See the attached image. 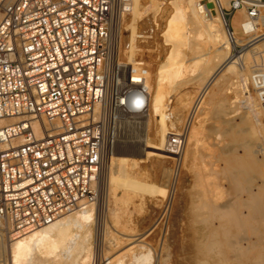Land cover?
Instances as JSON below:
<instances>
[{
	"label": "built area",
	"instance_id": "2783aa9c",
	"mask_svg": "<svg viewBox=\"0 0 264 264\" xmlns=\"http://www.w3.org/2000/svg\"><path fill=\"white\" fill-rule=\"evenodd\" d=\"M130 1L0 0V218L11 234L50 223L83 201L96 203L113 125L147 112L149 66L121 62L114 46ZM239 9L252 27L240 48H251L253 27L264 24V0H231L230 22ZM228 30L233 36L230 23ZM260 100L264 108V94ZM195 112L164 145L174 171Z\"/></svg>",
	"mask_w": 264,
	"mask_h": 264
},
{
	"label": "rangeland",
	"instance_id": "374dc122",
	"mask_svg": "<svg viewBox=\"0 0 264 264\" xmlns=\"http://www.w3.org/2000/svg\"><path fill=\"white\" fill-rule=\"evenodd\" d=\"M142 1L146 5L149 4L145 2L148 0H142ZM203 4L204 3H202V5ZM170 6L171 5L169 4H162V7L160 8L161 9L160 12L157 11L158 13H156L157 16L155 15L154 12L153 13L148 12L149 10L153 11L152 9L146 10L148 13L144 12L143 15H141V18L139 20V33L144 36H149L151 38L138 37V44L141 50L136 52L135 59H137L136 61H139V60L144 61L149 66V78H148L147 85L150 91V104L145 114L135 115V122L139 126V127L137 126L138 128L134 129V128H130L128 125H120V124L113 125L111 129L113 133L112 135L113 136V147L114 146L118 147L119 143L120 145L128 144V143L138 144L140 142L139 137H135V135L142 136V137L147 136L146 132H148V130L153 131L154 123H155L154 126L157 127L158 125L157 121L154 122V120H156L157 118V113H154L152 109L154 108L153 99L155 98L154 96H156L155 95L156 91L158 93L157 95L161 93L160 94L161 97L159 96L158 97L162 99L163 105L165 103H168L164 105L165 107L169 106L168 111H166L167 108L166 110L164 109L163 111L165 115L168 117L169 121L175 122V124L177 125L176 126L177 129L176 127L174 129L178 130L183 125L184 119L186 120V117L190 109H192V107L191 108L189 107V109L186 107H183L182 99L183 98L185 99V97H189L190 95L188 94H191L193 96V102H194V99L198 98L199 93L202 90L201 89L202 87L195 83H196V79L199 77V74H201L200 72H202L201 67H203L204 64L205 65L207 64L206 60H209L208 62L210 63L208 65L211 67L213 66L212 68H214L217 63L216 60H218L219 57H221L219 56L220 52H218L219 53L218 55L216 54L218 51V45L215 44L214 41L212 44V40L209 39L208 34H205V33H204V36L199 35V37L195 33H191L189 35L192 36V40L190 39L191 38L190 36L188 37L187 40L184 41L185 43H179L178 48H180L179 50L181 51L176 49L177 46H175L174 48L173 43H175V40L172 41L173 38H171L172 40H169L170 38L169 39L167 38L166 40V36L162 33L163 27L166 24L165 22L171 11ZM129 13L130 11L125 12L118 24V30H117L116 36L119 39V46H118L117 57L121 62L132 64L133 62L129 60L128 56L126 55V47H127L126 37L128 34V30H126L127 29L126 26L131 21V19H129V17L131 16V15H128ZM152 16L155 19H153ZM229 23L231 24V28L234 29L233 22L229 21ZM183 29H187V27H184ZM117 37H115V40ZM241 37L243 39L242 44H244L248 40V38L245 34H242ZM196 44L197 45L199 44V45L196 46ZM251 44L252 42L250 43V45ZM213 45L214 46L217 45V46H215L213 49ZM172 47L175 49V51H173L174 49ZM251 48L248 47L244 49V47L240 48V45H235L234 47H232L231 50L233 51L234 54H237V56H240V55H243V53H245ZM256 49L262 50L263 48L259 47ZM147 50L150 52H148ZM231 50L229 51V54L232 53ZM170 51L174 52V55L176 52L178 56V58L174 57L176 59H174L173 63H176L178 60H179L178 62L181 63V60L186 56L185 59H183L182 61L186 63L188 67L186 68L187 70L184 69L185 72L182 73V76L181 75L174 76L175 78L173 77V79L169 82V84H166V86L168 85L169 87L168 86L162 87L165 84L162 85V83H160L159 81L160 77H158L157 75V69L160 64L158 62H160V59L165 54H166L165 56H167ZM178 51L182 53L179 54ZM195 51H196V54H195ZM180 55H182V58ZM197 55L201 56V58L197 57ZM199 58L203 60H200ZM172 60L170 62L171 65L173 66L176 65L172 63ZM194 63L196 66L194 65ZM237 63H239V61ZM237 65L239 66V64ZM173 66H171V68ZM174 67L172 68L173 70L175 69ZM197 75L198 77H196ZM176 77L177 78L179 77V78L177 79ZM209 77H210V74L209 76L207 75L206 79L208 80ZM238 78L239 77H236V75L233 72H230L229 70L223 72V74H221L219 78L220 92L218 96L219 99H217L216 101L218 105L216 103H214L212 106H209L208 104L207 105L204 104L203 107L200 109V111H198L199 113H197V116L195 118L196 121H194L193 129L195 131L198 130L196 135L197 136L200 135V137L198 136L199 138L198 139L195 136L194 138H197V140L195 139L197 141L196 145H194V143H192L191 141V143H189L187 146L188 147L187 152L185 151L186 157L181 156L183 158L181 160H183L184 162L183 163L181 162L182 164L180 167L182 169L179 168L176 174V175H179L178 173H180L179 178H178L179 183L177 182V184L173 187V190L170 191V194L168 195V197L167 195L163 197L162 196L158 197L159 195H157L158 193L156 192L155 193L143 192L146 194L143 195L142 193L141 195H143V197H141L140 194L135 192V194L137 193V197L135 194L132 193L133 196L135 195L134 196L135 198L132 197L133 200L131 201L129 199L127 201L128 204L127 202L122 204L124 201L123 202L122 200L119 201L115 197L110 196L107 192V181L109 178L108 174L111 173L110 166H111V161H112V158H111L112 149L110 150L111 152L110 151L108 152V155H107L108 159L106 157V159L108 160L107 161L108 171H105L104 178L101 183V192L99 195V199L95 203L97 216H96V222L93 228V236H92L93 249H92L91 264H93L94 261H97V264H106V262L110 260V257L112 256L111 254L121 252L123 251V249L128 248L131 244H129V242L126 240L127 236L125 235V232L127 231L131 232L132 230L135 232V234L144 233L143 238H145V244L147 243V245L152 249L153 258H155L152 264H166V263L167 264H215V263L216 264H230V263L231 264H264V259L257 260L255 258V255L260 250H263L261 247L263 246V243H264V196H262V192L264 191V164H263L264 161L257 159V158H261L262 160H264V157H263L264 154L261 148V147H264L263 146L264 143L262 142L264 141V132L260 131V133H258L259 131H256L257 128H261L260 126L264 125L263 123L264 115L263 113L261 115H257L256 112L254 111V108L251 107V103L249 99L250 96H248L247 94V97H246L245 95L246 92L243 89V84H242L243 82L239 84L240 79ZM251 80H248L247 88L250 93H252L253 95H256L255 94L256 88L253 85ZM157 83H159L158 86H157ZM176 87L177 88L179 87V88L176 90ZM163 88L167 90L165 94L163 92L164 91ZM213 88L217 89V87H213ZM180 90H182V94L183 92L185 93L183 94L184 96H182L181 94L180 96L178 94ZM168 93H170L171 95H169ZM167 96H170L171 100L169 99V97L167 99ZM260 104H261V100H260ZM174 108L180 110V113L178 115L176 114L178 110L176 111V109ZM262 109L264 112L263 106H262ZM160 110L161 112H163L162 109ZM224 113L226 114V116ZM180 114H182V117L181 119H178ZM198 114H199V117H198ZM128 118L130 119L129 116L125 117V119H128ZM250 119H252V122L253 121L256 122L255 124L256 126L252 125V122H250ZM255 119L258 121V123ZM243 120L246 122L248 121L247 125L245 123H242ZM226 130L228 131L226 132ZM119 134H121L120 137H119ZM242 142L244 143L241 144ZM192 145H194L195 147ZM191 146L193 148H191ZM189 148L194 149L193 150L194 155H192L193 153L192 151L190 152ZM188 152L191 154H189ZM134 153L140 161L139 165L142 163L140 165L141 167H139L138 169L141 171V172L139 171L141 173L139 176L141 177L140 179H142L141 181L147 182L148 184H156L157 186L163 185L165 179L161 177V173L163 169L173 168V164H175L173 160L175 159L159 158L158 156L155 155L154 152L148 149H138V150H135ZM236 157H237V161L234 162V159ZM229 161L232 162L234 171H235V168H238L239 170L241 169L240 171H242L240 172L239 170L238 171L236 170L238 175L241 177L242 185L240 187L237 186L236 183H234L232 175L230 177L229 174L225 172L226 171L225 167ZM242 169L245 170L244 171L245 174L247 172L246 175L248 174L249 175L246 176L243 173ZM234 171L232 174L236 172ZM173 172L175 173V171ZM197 173L199 176L196 175ZM198 177L199 178L201 177L202 180L199 179ZM247 177H251L253 181H251L252 180L251 178H249L250 180L247 179ZM204 178L205 180H203ZM231 187L234 189H232ZM237 187L238 189H236ZM168 188L170 189L172 187L168 186ZM249 189L250 191H252V193L253 191L254 192L257 191V193L259 194L260 200L259 199L254 200L252 197V193L248 191ZM118 195L119 196L122 195L121 189L118 190ZM169 198L171 199V208L169 207V209L165 211L164 205L166 204ZM243 199H246L249 202L250 200L252 201L254 200L257 205L255 204V202L254 203L252 201L251 202L258 209L259 212L256 215V217L254 216L252 219L249 218L250 219L249 221L248 219H246L247 221L245 222V225H243L244 229L241 228L242 226H240V229H238L239 227L236 228V233L238 236L237 235L227 236L226 233L227 231L230 230L229 224L231 221L229 220L227 214H229V211H231V209L234 208L237 202H238L237 204L238 206L240 202H242L241 200ZM233 202L234 204H232ZM116 203L118 206L120 205L118 208H117ZM242 203L243 205L241 206L239 205V208H238L241 216L246 217L248 215L253 214V211L251 210L252 204L250 205L248 204L249 205L248 206L247 203H245V201ZM124 205L125 207H128V208L126 209L125 207H122ZM135 205L136 206L138 205L140 207L137 208ZM228 205L230 206L229 211L228 209L226 210L225 208ZM120 207L123 209L125 208V210L127 211L125 210L123 211ZM261 208L263 209V211ZM110 211L111 212L117 211V213L119 212V214L122 215L121 218H119V221H120L118 222L119 225L117 224L116 226L117 222L116 223L114 222V219L111 215L112 213ZM132 211L135 214L131 213ZM128 213H131V215H133L131 216L133 219L129 217L130 214ZM130 220L132 222L135 220L133 222L134 225L131 223ZM123 221L124 223H126L125 225L123 224ZM128 222L131 224H129ZM105 223H107V226H105L106 225ZM127 223L130 227L127 225ZM120 225H122L121 226L122 228L120 227ZM123 226L126 229L128 228V230H125ZM129 228L131 229L129 230ZM251 228L252 229L254 228V230H252ZM135 229L137 232L135 231ZM106 230H107V236L104 235V231L106 232ZM0 233H2L0 234V236L2 237V238L0 237V243H1L0 253L3 254V255L0 254V264H7L9 262L8 261L9 258H8L6 251L5 252L3 251L4 250L3 243L5 242V245L7 243V241H3V240L7 239V235H6V231L4 232L0 231ZM4 233L5 235L3 236ZM114 235L118 237L119 239L118 244H115V242L113 241L115 237ZM239 237L242 240H240ZM229 238L231 242L229 241ZM247 240H250L251 244L252 243L255 244L256 246L255 251L254 249L248 250L244 247L243 244ZM152 247L155 248V251ZM240 251L243 253H241ZM225 253L226 255L224 256ZM4 255H6V257Z\"/></svg>",
	"mask_w": 264,
	"mask_h": 264
},
{
	"label": "bare ground",
	"instance_id": "6f19581e",
	"mask_svg": "<svg viewBox=\"0 0 264 264\" xmlns=\"http://www.w3.org/2000/svg\"><path fill=\"white\" fill-rule=\"evenodd\" d=\"M145 2H147L149 4L148 5L144 4L142 0H131L128 7H127V10L130 11V13L128 15H131L129 17V19H131V21L126 26V28H127L126 30H128V34L126 37V46H127L126 47V55L128 56V59L131 60L133 63L137 62L136 61L137 59H135L136 58L135 57L136 52L141 50V48H139V44H138V37L151 38L149 36H144V35L139 33V20L141 18V15H143V13L147 12L146 10H149V9H152L153 11L149 10L148 12H151V13L154 12L156 15V13L160 12V10H161L160 8L162 7V4L171 5L170 6L171 11H170V14H169L166 22H165L166 24L163 27L162 33L166 36V40H167V38L168 39L170 38L169 40H172L171 38H173L172 41L175 40V43L172 42L174 48H175V46H177L176 49L179 50L180 49V48H178L179 43H185L184 41L187 40L188 37L191 36V35H189L191 33H195L196 35H198V37H199V35L204 36V33H205V34H208V38L212 40V44L214 41L215 44L218 45V51L216 50L217 51L216 54L218 55L219 54L218 52H220L219 56H221V57H219L218 60L215 59L217 61V63H216L214 68H212L213 66L211 67L208 65L210 63V62H208L209 60L204 59L207 61V64L206 65L204 64L205 67L204 66L201 67L202 72H200L201 74L198 73L199 77H198V75L196 76V77H198L196 79V83L193 82V83L198 84L202 87V88L200 87L202 90L199 93L198 98L194 99V102H193V96L191 94H188V95H190L189 97H185V99L183 98L184 100L182 99L183 107H186L188 109H189V107L190 108L192 107V108L196 109V112L193 115L192 122H191V124L188 128V131H187V136H186V139L184 142L185 145H184V151H183L182 157H186L185 153L187 152L188 144L191 143V141H192V143H194V145H196V143H197L196 140H197L198 136L200 137V135H198V136L196 135L198 130L195 131L193 129L194 121H196L195 118L197 116V113H199L198 111H200V109L203 107L204 104H206V105L208 104L209 106H212L214 103H216L217 99H219L218 98L219 92H220V90H219V78H220V75L223 74V72L229 70L230 72H233L236 75V77H239L238 78V79H240L239 84L241 82H243L242 84H243V89L246 92L245 93L246 97H247V94H248V96H250L249 99H250L251 107L254 108V111L256 112L257 115H261L262 113L264 115L262 105L260 104L261 96H263V94H264V87H262V86H264V35H263L264 34V24L260 23V24H258V26L253 27V30H255V33H253L251 35L253 37L250 40V41H252V44L251 45L249 44L251 47L252 46L253 47L251 49H249L248 51H246L245 53H243V55L237 56V54H234L233 51L231 50L232 47H234L235 45H240V46L243 45L242 44L243 39H242L241 35L244 34L245 31H249L252 27H250V25L245 24L246 13L243 9H239L235 13V15L231 18L232 22L234 24V27H233L234 31L232 30L233 36L230 35L229 30H228L230 17H229V15H227V13L224 9L230 6L231 0H165V1L164 0L163 1L162 0H148ZM202 3H204V4L202 5ZM147 13H145V14H147ZM152 18H153V16H152ZM153 19H155V18H153ZM154 23H156V22H154ZM184 27H187V29H183ZM190 39L192 40V36ZM206 41H208V40H206ZM190 44H192V43H190ZM198 45L196 44V46H198ZM217 45H215V46H217ZM114 46H115V51L117 54L118 53V46H119L118 37L116 38V40L114 42ZM215 46L213 45V49ZM259 47L263 48V49L257 50L256 48H259ZM230 50L232 51V53L229 54ZM173 51H175V49ZM179 51H181V50H179ZM148 52H150V51H148ZM181 53L182 52H179V54H181ZM238 53H240V52H238ZM195 54H196V51H195ZM165 55L160 59V62H158L160 64H159L158 69H157V75H158V77H160L159 78L160 83H162V85L165 84L162 87H165L166 84H169V82L173 79L174 76H180V75L182 76V73L185 72L184 69H186L188 67V65H186V63H184L182 61L183 59H185L186 56L181 60V63L178 62L179 60L177 62L175 61L176 63H173L174 59L178 58L176 52H175L176 56L174 55V52H171V51L169 52V54L167 56H165ZM180 56L182 58V55H180ZM208 56H209V54H208ZM174 57H176V58H174ZM197 57L201 58V56H198V55H197ZM192 59H194V58H192ZM192 59H190V60H192ZM171 60H172L173 64H176V65H174L175 67L173 65H171V63H170ZM200 60H203V59H200ZM213 61H214V59H213ZM238 61H239V63H237ZM237 64H239V66ZM191 65H189V66H191ZM194 65H195V63H194ZM171 66H173L175 69L173 70L172 69L173 67L171 68ZM190 68H192V67H190ZM255 68L263 70V72L259 73V78H258V75H254V73L257 71ZM209 74H210V77L207 80L206 78H207V75L209 76ZM248 80H251L252 83L254 84V86H256V87L258 86L259 89L258 90L255 89L256 95H253L252 93L249 92V90L247 88ZM236 81H238V80H236ZM158 84L159 83H157V86H158ZM213 87H217V89H214ZM178 88L176 87V90ZM163 89H164L163 92L165 94L167 92V90H165V88H163ZM156 90H157V88H156ZM163 92H162V94H163ZM157 94L158 93L156 91L155 92L156 96H154L155 98L153 97L154 98L153 99L154 100V102H153L154 108H152L154 113H157V118H156V120H154V122L157 121V124H158L157 127L154 126V124H155L154 123L153 124V131L148 130V132H146L147 136L142 137V136H138V135L136 136L135 135V137H139L140 142L139 143L137 142L138 144H133L131 142L132 144L128 143V144H121L120 145V143H119L118 147L114 146L112 148V157H111L112 161L110 160L111 166L109 165L111 167V173L108 174L109 178L107 181V192L110 196L115 197L119 201L120 200H122V202L124 201L122 204L126 203L129 199H130V201L133 200L132 197L135 198L134 197L135 195L137 197V193L141 195L143 192H146V193L147 192L148 193L149 192H151V193L156 192V193H158L157 195H159L158 197H160V196L163 197L166 195L168 197V195L170 194V191L173 190V187L179 181L178 178H179L180 173H178L179 175H176L178 172L177 170H179V169H177L174 173L173 172L174 170H171L173 168L163 169V171L161 173V177L163 179H165V181H164L163 185H161V186L160 185L157 186L156 184H148L147 182H143V181H141L142 179H140L141 177H139L141 174L140 173L141 171L138 169H139V167H141L140 165L142 163L139 165L140 161L134 153L135 150L148 149V150L154 152L155 155L158 156L159 158H165V159L173 158L174 159V157L166 155L163 152V148H164V145H165L169 135H171L172 131L175 130L174 128L177 125L175 124V122L169 121L168 117L165 115L163 110L164 109L166 110V108H167L166 111H168L169 106L165 107L164 105H166L168 103L164 102L165 104L163 105L162 99L159 98V97H161V95H160L161 93H159V95H157ZM168 94L171 95L170 93H168ZM178 94L179 95L181 94L182 96H184L183 94H185V93L183 92V94H182V90H180V92ZM180 96H179V98H180ZM168 97H169V99L171 98L170 96H167V99H168ZM206 99H207V101H206ZM247 100H248V98H247ZM163 101H165V100H163ZM179 102H180V100H179ZM191 103H192V105H191ZM253 108H251V109H253ZM160 109H162L163 112H161ZM174 109H176V108H174ZM177 110L178 109H176V111ZM179 113H180V110H178L176 114L178 115ZM225 116H226V114H225ZM125 117L119 118V121L117 124L128 125L130 128H134V129L139 127L137 125V123L135 122V115H129L130 119L129 118L125 119ZM181 117H182V114L179 115L178 119H181ZM198 117H199V114H198ZM253 118H255V117H253ZM182 120H183V118H182ZM259 120H260V118H259ZM184 121H185V119H184ZM247 122L244 120L242 121V123H245L246 125H247ZM250 122H252V119H250ZM253 122H252V125L256 126L255 125L256 122H254V123ZM257 123H258V121H257ZM259 124H261V123H259ZM57 125H58V122H56L55 124L48 123L47 127L53 128V126L56 127ZM257 127H258V125H257ZM260 127L261 128H257L256 131H259L258 133H260V131L264 132V125L260 126ZM34 128H35L37 134L39 136H41L39 126L36 122L34 123ZM176 129H177V127H176ZM227 131L228 130H226V132ZM146 133H144V134H146ZM144 134H142V135H144ZM261 134H262V132H261ZM112 135H113V133H112ZM120 135L121 134H119V137H120ZM139 135H140V133H139ZM132 136H134V135H132ZM195 136L197 138H194ZM124 142H125V140H124ZM262 142L264 143V141H262ZM243 143L244 142H242L241 144H243ZM245 144H246V142H245ZM194 145H192V146H194ZM192 146H191V148H193ZM263 146H264V144H263ZM260 147H261V145H260ZM191 148H189L190 152L192 151V153H193L194 149H191ZM261 148H262V152L264 154V147H261ZM189 154H191V153H189ZM192 155H194V153ZM107 159H108V157H107ZM107 159L105 157L106 171H108V162H107L108 160ZM257 159L264 161L261 158H257ZM236 161H237V157L234 159V162H236ZM181 162L183 163L184 161L181 160ZM181 164H180V166H181ZM263 164H264V162H263ZM179 168H181V167H179ZM225 169H226L225 172L227 174H229L230 177L232 175L234 183H236V185L240 187L242 185V182H241V177L237 173V171L239 169L235 168V171L237 170L235 172L234 168H233V164L231 161H229L227 163ZM198 171H200V170H198ZM233 171L235 172L234 174H232ZM244 171L245 170H243V173L245 174ZM240 172H242V171H240ZM104 174H105V172H104ZM246 174H247V172H246ZM196 175H198V173ZM248 175H246V176H248ZM249 178H251V177H247V179H249ZM199 179L202 180L201 177ZM203 180H205V178ZM251 181H253V179ZM168 186H170L172 188L169 189ZM120 189L122 191V195L119 196L118 190H120ZM232 189H234V188H232ZM236 189H238V187ZM248 191H250V189ZM248 191H247V193H248ZM135 192H137V193L135 194ZM132 193L135 195L133 196ZM146 193H143V195ZM250 193H252V191H250ZM140 195H138V196H140ZM143 195H141V197H143ZM262 196H264V191L262 192ZM252 197L254 200L259 199V194L257 193V191H255V192L253 191ZM243 200L245 201V203H247V205L248 204L250 205V204H252V202L253 203L255 202L254 200L253 201L250 200V202L252 201L251 203L249 201H247L246 199H243ZM243 200H241V201L244 202ZM130 201H129V203H130ZM138 202H139V200H138ZM242 202H240V204H239L240 206L243 205ZM127 204H128V202H127ZM139 204H141V203H139ZM232 204H234V202ZM237 204H238V202L236 203L234 208L231 209V211H229V207H230L229 205L225 207L226 210L228 209V211H229V214H227L228 218H229V220L232 221V222L230 221V224H229L230 230L227 231V233H226L227 236L237 235L236 228L239 227L238 229H240V226H242L241 228L244 229L243 225H245V222L247 221L246 219H248V221H249L250 220L249 218L252 219L254 216L256 217V215L259 212L258 209L252 204V206H251L252 209L251 208L250 209L253 211V214L246 216L247 218L245 216L243 217L239 213V210H238L239 205L237 206ZM255 204H256V202H255ZM116 205H117V203H116ZM95 206H96L95 202H92L91 200L83 201L80 204V206L77 207L75 210L70 211V212H66V213L58 216L52 222L44 224L42 226L35 227L34 229H32L28 232L22 233V234H11V232H10L11 230H10L8 224H6L0 218V231L1 232L6 231V235H7V239L3 240V241H7L6 245H5V242L3 243L4 244V246H3L4 250L3 251L4 252L6 251L8 258H9L8 259L9 262L7 264H91L92 249H93L92 236H93V228H94V225L96 222V216H97ZM119 206L117 205V208ZM122 207H125V205ZM136 207L139 208L140 206L137 205ZM112 208H113V206H112ZM125 208L127 209L128 207H125ZM125 208L124 209L121 208V209L124 211ZM212 208H214V207H212ZM125 211H127V210H125ZM262 211H263V209H262ZM136 212H137V210H136ZM111 213H112L111 215L114 219V222L115 223L117 222L116 226H117V224L119 225V223H118V222H120L119 218H121L122 215H120L119 212L117 213V211H114ZM131 213H133V211ZM131 213H128V214H130V216L128 215L130 218H132L131 216H133V215H131ZM133 214H135V213H133ZM134 219H135V217H134ZM127 221H128V219H127ZM133 222L131 221L132 224H133ZM107 223H105L106 224L105 226H107ZM128 223H127V225H128ZM131 223H129V224H131ZM123 224L125 225L126 223H124V221H123ZM121 226L122 225H120V227ZM123 228L125 230H128V228L126 229L124 226H123ZM130 229L131 228H129V230ZM252 230H254V228ZM135 231H136V229H135ZM131 232H129V231L125 232V235L127 236L126 240L131 245L128 248L123 249V251H121V252H118L115 254L113 253L114 255L111 254L112 256L110 257V260H108L106 262V264H152V262L155 258H153L152 249L147 245V243L145 244V238H143L144 233L143 234H135V232L133 230ZM0 234H2V233H0ZM114 234H116V233H114ZM4 235H5V233L3 234V236ZM104 235L107 236V230H106V232L104 231ZM3 239H4V237H3ZM240 240H242V239L240 238ZM258 240H259V238H258ZM113 241L115 242V244H118V241H119L118 237L115 236ZM229 241H230V238H229ZM262 241H263V239H262ZM231 245H233V244H231ZM243 245L246 249H248V250L254 249V251H255L256 246L254 243L251 244L250 240H247ZM261 248L263 250H260L255 255V258L257 260L264 259V243H263V246ZM153 249L155 251V248H153ZM226 253L224 254V256L226 255ZM241 253H243V252H241ZM241 253H240V255H241ZM237 254H236V256H237ZM1 255H3V254H1ZM4 256L6 257V255H4ZM227 256H229V255H227ZM155 262H156V260H155Z\"/></svg>",
	"mask_w": 264,
	"mask_h": 264
}]
</instances>
